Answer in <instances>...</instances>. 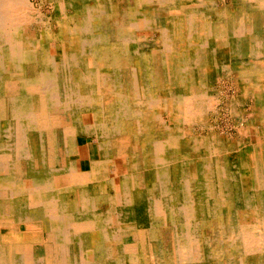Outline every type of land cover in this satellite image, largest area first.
I'll use <instances>...</instances> for the list:
<instances>
[{"label": "bare ground", "instance_id": "6f19581e", "mask_svg": "<svg viewBox=\"0 0 264 264\" xmlns=\"http://www.w3.org/2000/svg\"><path fill=\"white\" fill-rule=\"evenodd\" d=\"M219 1L0 0V264H264V0Z\"/></svg>", "mask_w": 264, "mask_h": 264}, {"label": "rangeland", "instance_id": "374dc122", "mask_svg": "<svg viewBox=\"0 0 264 264\" xmlns=\"http://www.w3.org/2000/svg\"><path fill=\"white\" fill-rule=\"evenodd\" d=\"M228 4H229V1H226V0H220L219 1L220 8H224ZM46 49H47V46H46ZM216 79H215V89L216 90H214V93L216 95L215 101L220 102V104L218 103V105L216 106L217 112L212 111V109L208 110L206 112L205 118L203 119V122H204L203 123L204 124L203 130H200V128L198 127L199 126L198 124L196 125L195 122H192L191 126L189 128H187L188 130L186 129V133L188 135H191L194 137L203 136L206 138L210 135V132L213 131L216 134V136L219 137L220 139H223V140L226 139L230 142H234L236 139L241 137L240 131L243 130V126H244V125L240 124L238 118L235 117L234 115H232L231 111L228 110V109H230L229 108L230 98L231 97H237V95H238L237 88L234 86L233 82H229L226 80H220L219 77H217ZM28 95H30V94H28ZM71 98H74V100H75L76 96L73 93L67 94V99L71 100ZM226 103H227V105H226ZM69 106H70V104L64 105L63 107L68 108ZM225 106H226V108H224ZM225 109H226V111H225ZM245 110L247 111L248 109L245 107ZM205 128H207V129H205ZM229 137H230V139H229ZM79 141L82 142L83 144H85V143L89 144L92 141V139L87 138V137H83V138L80 137ZM79 146H80V144H79ZM95 146H99V144L96 143ZM80 149H81V146H80ZM91 156H92V158H96L98 156V154L96 153L95 150H92ZM82 157L86 158V155H82ZM107 158H109L110 161L114 159L111 153L108 154ZM116 164L119 166V168L121 167V173H124L126 171V162L123 159L116 160ZM110 169H112V168H110ZM13 171L15 173V169ZM52 174H53V172L49 173L48 175H52ZM41 175L46 176L42 173H41ZM117 182L119 184V179H117ZM81 192H82L81 189H78V193L80 194ZM106 205H108V204H106ZM107 207L105 205H103L102 210H106V209L109 210L110 205H108ZM39 225H42V224H39ZM39 225L38 224H32V223H25L24 225H16V226L13 225L12 229L9 230L8 232H6L4 230L2 231L0 229V237H4V236L7 237V236L15 235L17 237L23 238L26 235V232H27L26 228L27 227L30 226V228L34 227V228L38 229V227H40ZM39 229H41V228H39ZM43 230H44V231H42L43 235L45 237H47L48 236V233H46L47 230L44 228H43ZM45 249H48V248H45ZM32 250H34V249H32ZM226 252L229 253L228 249H226ZM226 258H227V256H226ZM226 258L220 257V259H218V262H219L218 264H225L227 262Z\"/></svg>", "mask_w": 264, "mask_h": 264}, {"label": "crops", "instance_id": "0c3cea01", "mask_svg": "<svg viewBox=\"0 0 264 264\" xmlns=\"http://www.w3.org/2000/svg\"><path fill=\"white\" fill-rule=\"evenodd\" d=\"M96 143L97 142H95L93 140L89 144H86V143L83 144L82 142L79 141V144L81 146L82 154L83 155H88L92 161H98L100 159V147L95 146ZM92 150H95L96 153L98 154V156L96 158H92V156H91Z\"/></svg>", "mask_w": 264, "mask_h": 264}]
</instances>
